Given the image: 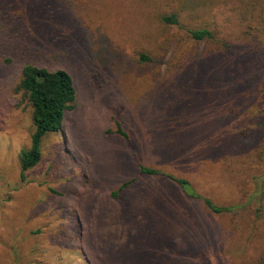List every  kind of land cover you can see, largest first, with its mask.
<instances>
[{
	"label": "rangeland",
	"instance_id": "374dc122",
	"mask_svg": "<svg viewBox=\"0 0 264 264\" xmlns=\"http://www.w3.org/2000/svg\"><path fill=\"white\" fill-rule=\"evenodd\" d=\"M246 7L0 0V264H264V62L222 47H250ZM202 27L214 37L193 39ZM27 63L66 70L77 98L23 172ZM117 119L128 139L111 132ZM141 163L235 208L214 213Z\"/></svg>",
	"mask_w": 264,
	"mask_h": 264
},
{
	"label": "trees",
	"instance_id": "16d2710c",
	"mask_svg": "<svg viewBox=\"0 0 264 264\" xmlns=\"http://www.w3.org/2000/svg\"><path fill=\"white\" fill-rule=\"evenodd\" d=\"M245 4L247 7L243 11V15H241V22L245 23L246 21L248 24L249 29L246 31L247 34H254L250 47L247 45L246 47L240 44L226 43H223L222 47L229 50L230 53L244 51L254 53L260 58V62H264V40L260 38V36H264V0H245ZM164 19L169 23L177 22L174 14L164 16ZM190 34L195 40H205L214 37L213 30L208 27L192 29L190 30ZM142 60H149V56L142 54ZM16 91L22 94L23 100L31 107L32 122L34 125V131L31 135V148L23 149L20 153V162L22 171L24 172L40 161L42 155L41 144L44 136L49 132L59 131L61 129L65 114L75 107L77 92L74 79L66 70H51L34 63H27L22 68ZM260 110L263 111L261 108ZM259 126L264 127V122H260ZM111 132L125 139L129 138V132L123 128L119 119L116 120L115 130ZM245 136H247V133H245ZM139 172L147 176L169 177L179 185L182 192L188 197L202 202L208 210L214 213H227L235 208V206L217 205L210 197L200 193L190 180L172 174L169 175L160 168L141 163L139 165ZM135 180L136 178H131L124 181L112 193L113 196L118 197ZM253 199H256V197L248 198L249 201ZM262 199L264 200V193L263 197L257 200Z\"/></svg>",
	"mask_w": 264,
	"mask_h": 264
}]
</instances>
